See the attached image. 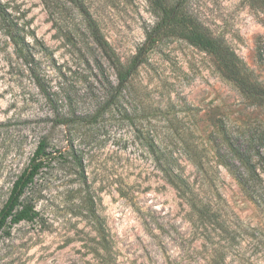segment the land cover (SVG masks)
I'll return each mask as SVG.
<instances>
[{"label":"rangeland","instance_id":"obj_1","mask_svg":"<svg viewBox=\"0 0 264 264\" xmlns=\"http://www.w3.org/2000/svg\"><path fill=\"white\" fill-rule=\"evenodd\" d=\"M1 1L20 7L47 48L50 59H37L56 95L45 101L1 44L0 209L42 138L50 157L26 194L37 216L0 233V264H214L221 248L223 264H264V208L212 144L224 126L238 143L258 140L264 162V0H161L179 21L109 109L100 108L107 89L96 63L114 86L111 61L125 70L161 18L152 3L61 0L52 13L41 0ZM205 39L211 48L195 44ZM163 166L198 187L207 217L190 210Z\"/></svg>","mask_w":264,"mask_h":264},{"label":"trees","instance_id":"obj_2","mask_svg":"<svg viewBox=\"0 0 264 264\" xmlns=\"http://www.w3.org/2000/svg\"><path fill=\"white\" fill-rule=\"evenodd\" d=\"M43 4L50 8L52 13L58 8L64 7L61 4V0H41ZM73 3V5L82 7L81 0H67ZM150 3L160 12L161 18L157 25L146 34L145 42L141 50L132 58L130 65L122 70L114 62L111 64L115 68L116 84L113 86L111 82L104 77L102 68L96 63V66L100 70V76L107 91L105 92V99L100 105V108L109 109L112 105L118 107L119 97L121 91L127 84L128 79L131 76L132 71L138 66L142 59L141 56L150 49L155 43L159 34L166 27L172 23L178 22L177 9L175 7L167 8L162 4L161 0H149ZM79 7V6H78ZM63 10V9H61ZM87 25L92 30L91 36L94 42L102 50H105V41L97 34L96 23L93 19L88 18ZM24 13H22L19 6L12 1L2 2L0 0V46H9L13 57L20 61L26 67L29 77L35 88L44 97L48 103H55V92L51 90L48 85V81L40 68L38 56L42 58H49L47 48L38 41L36 37L28 31L27 23L23 21ZM31 37V40L27 38ZM201 38V35H197ZM212 41L205 39L204 43H195L203 49L212 47ZM146 48V50L144 49ZM1 49V48H0ZM236 81L240 80L236 77ZM55 106V105H52ZM99 108L94 111V114L90 117L91 120L98 118ZM67 123V122H66ZM219 133L213 140V148L215 149V157L219 160V165L226 169V171L237 181L240 185L242 192L256 205L264 208V183L261 173L264 172L263 158L259 155L258 140L255 138H247L242 143H238L230 137L224 126H220ZM47 145L45 139H40L38 145L31 157L28 166L22 171V173L12 183L9 195L4 205L0 209V233L11 225H16L21 222L33 221L37 216L36 211L30 200L27 198V191L32 187L37 176L41 173L44 165L48 164L50 154L46 152ZM193 164L200 170L202 164L199 161H194ZM163 175L168 184H170L176 192L186 197L189 202V207L192 212H196L201 217H207V212L210 210L208 204L202 203L198 199V187L194 188L193 184L186 183L172 168L166 169L162 167ZM224 249L215 250L216 256L213 261L214 264H223Z\"/></svg>","mask_w":264,"mask_h":264}]
</instances>
